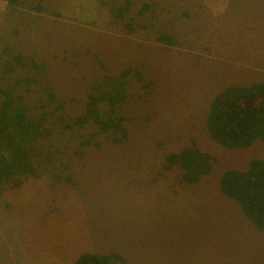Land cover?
Returning <instances> with one entry per match:
<instances>
[{"label": "rangeland", "instance_id": "obj_1", "mask_svg": "<svg viewBox=\"0 0 264 264\" xmlns=\"http://www.w3.org/2000/svg\"><path fill=\"white\" fill-rule=\"evenodd\" d=\"M161 34L177 45L159 43ZM15 55L45 64L57 101L34 83L19 92L27 87L31 106L55 118L81 114L93 82L129 70L120 111L128 140L98 136L99 148L79 158V137L96 128L53 130L36 176L0 195V264H71L84 253L128 264H264V231L218 184L224 171L264 159V141L225 149L205 127L217 93L264 81V0H0V83L24 75L4 76ZM192 142L215 161L190 186L163 165Z\"/></svg>", "mask_w": 264, "mask_h": 264}, {"label": "trees", "instance_id": "obj_2", "mask_svg": "<svg viewBox=\"0 0 264 264\" xmlns=\"http://www.w3.org/2000/svg\"><path fill=\"white\" fill-rule=\"evenodd\" d=\"M117 11L118 18H122L128 9L123 7ZM157 41L167 46L177 45L173 37L165 34ZM16 70L23 71L24 75L15 78L13 83H0V195L5 186L20 187V178L36 176L33 161L42 154L41 147L57 128L62 132L83 130L89 125L96 128L94 133L79 137L74 153L79 158L87 148H99L98 136H109L114 145L128 140L125 126L129 119L120 111L128 99L129 70L114 76L103 75L93 82L83 112L69 119L38 112L29 103L33 96L27 99L32 92L27 87L25 94L19 92L23 85L34 83L42 87L49 104L57 101L43 62L15 55L11 65L3 70L4 76ZM137 79L141 80L138 72ZM43 100L38 99V110L46 109L48 104H43ZM61 108L62 104L56 105V109ZM205 127L210 139L225 149H245L258 140L264 141V81L228 86L217 93L209 105ZM214 161L192 142L178 152L167 154L163 169L179 168V182L193 186L211 173ZM218 184L222 194L238 205L246 219L264 231V159H252L245 170L224 171ZM71 264L128 263L117 254L84 253Z\"/></svg>", "mask_w": 264, "mask_h": 264}]
</instances>
